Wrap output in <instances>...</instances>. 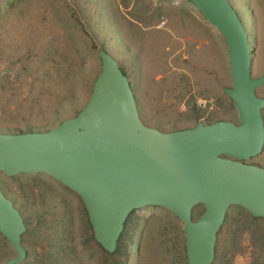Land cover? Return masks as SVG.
I'll use <instances>...</instances> for the list:
<instances>
[{"label":"rangeland","instance_id":"374dc122","mask_svg":"<svg viewBox=\"0 0 264 264\" xmlns=\"http://www.w3.org/2000/svg\"><path fill=\"white\" fill-rule=\"evenodd\" d=\"M231 2L249 33L252 75H264V0ZM103 47L128 75L145 123L240 121L224 91L232 86L225 37L191 0H0V131L48 129L75 115ZM257 92L264 97V84ZM251 161L264 166V149ZM0 186L26 223L27 256L15 264H188L183 222L165 207L135 209L111 252L80 195L50 175L0 171ZM16 255L0 232V264ZM213 264H264V217L232 205Z\"/></svg>","mask_w":264,"mask_h":264},{"label":"water","instance_id":"95a60500","mask_svg":"<svg viewBox=\"0 0 264 264\" xmlns=\"http://www.w3.org/2000/svg\"><path fill=\"white\" fill-rule=\"evenodd\" d=\"M227 44L239 122L218 119L163 130L141 118L137 98L118 59L100 49L102 68L85 105L48 129L0 131V171L43 172L82 198L94 235L117 249L129 215L149 205L182 222L188 264H213L218 232L232 205L264 217V166L251 161L264 149V75H252L247 28L231 0H191ZM198 204L205 209L195 219ZM21 211L0 186V232L27 256Z\"/></svg>","mask_w":264,"mask_h":264}]
</instances>
